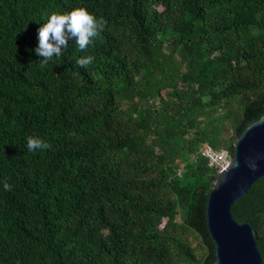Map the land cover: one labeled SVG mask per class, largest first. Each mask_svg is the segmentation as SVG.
<instances>
[{"label":"trees","instance_id":"trees-1","mask_svg":"<svg viewBox=\"0 0 264 264\" xmlns=\"http://www.w3.org/2000/svg\"><path fill=\"white\" fill-rule=\"evenodd\" d=\"M74 7L103 31L44 64L38 27ZM263 112L264 0H0V264H214L200 148ZM232 212L264 264V176Z\"/></svg>","mask_w":264,"mask_h":264},{"label":"water","instance_id":"water-1","mask_svg":"<svg viewBox=\"0 0 264 264\" xmlns=\"http://www.w3.org/2000/svg\"><path fill=\"white\" fill-rule=\"evenodd\" d=\"M263 176L264 112L249 120L235 138L231 161L217 172L206 197L205 221L214 245V264H262L258 230L252 221L236 219L232 206Z\"/></svg>","mask_w":264,"mask_h":264},{"label":"clouds","instance_id":"clouds-1","mask_svg":"<svg viewBox=\"0 0 264 264\" xmlns=\"http://www.w3.org/2000/svg\"><path fill=\"white\" fill-rule=\"evenodd\" d=\"M106 21L97 18L85 7H74L69 11L51 12L47 19L37 29V46L33 51L47 64L53 57H59L63 50L69 46V41H75L78 48L83 51L93 43L103 31ZM94 57L87 56L77 59L80 67L92 63ZM29 151L46 149L48 144L38 136H29L26 139ZM238 166V165H237ZM8 183L3 184L5 191L10 189Z\"/></svg>","mask_w":264,"mask_h":264},{"label":"built area","instance_id":"built-area-1","mask_svg":"<svg viewBox=\"0 0 264 264\" xmlns=\"http://www.w3.org/2000/svg\"><path fill=\"white\" fill-rule=\"evenodd\" d=\"M200 154L208 159V163L220 171L225 169L232 158L230 151L226 148L215 149L207 144L200 148Z\"/></svg>","mask_w":264,"mask_h":264},{"label":"rangeland","instance_id":"rangeland-1","mask_svg":"<svg viewBox=\"0 0 264 264\" xmlns=\"http://www.w3.org/2000/svg\"><path fill=\"white\" fill-rule=\"evenodd\" d=\"M227 127L229 128V124H227ZM229 131H230V130H229ZM218 171H219V170H218ZM218 171H217V172H218ZM177 217H179V215H178Z\"/></svg>","mask_w":264,"mask_h":264}]
</instances>
